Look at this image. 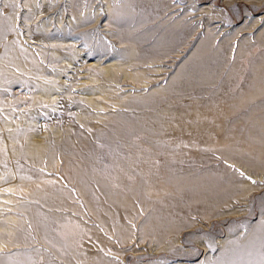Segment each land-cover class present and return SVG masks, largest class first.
I'll return each mask as SVG.
<instances>
[{"label": "rangeland", "instance_id": "rangeland-1", "mask_svg": "<svg viewBox=\"0 0 264 264\" xmlns=\"http://www.w3.org/2000/svg\"><path fill=\"white\" fill-rule=\"evenodd\" d=\"M0 264H264V0H0Z\"/></svg>", "mask_w": 264, "mask_h": 264}]
</instances>
